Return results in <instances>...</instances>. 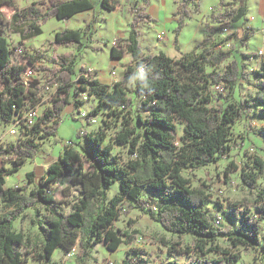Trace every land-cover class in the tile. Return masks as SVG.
Here are the masks:
<instances>
[{
	"label": "trees",
	"instance_id": "trees-1",
	"mask_svg": "<svg viewBox=\"0 0 264 264\" xmlns=\"http://www.w3.org/2000/svg\"><path fill=\"white\" fill-rule=\"evenodd\" d=\"M93 1L36 0L20 9L15 0H0V23L8 20L2 9L10 8V24L23 43L41 35L42 25L51 19L66 21L93 10ZM99 1L107 11L117 8L115 0ZM198 1L177 3L173 15L178 21L177 35L195 13ZM224 7V12L212 18L230 24L247 20V0L230 2ZM130 12L133 19L129 35L120 40L122 44L112 48L111 57L121 59L129 54L131 62L123 80L113 85L102 83L94 71L85 67L79 73L74 69L76 59L87 48L84 35L88 41L93 39L94 19L83 30L65 29L56 33L50 43L52 48L57 51L63 46H75L76 53L74 56L71 53L58 55L60 67L42 69L47 76L45 84L33 81L29 87L23 80L27 67L13 60L12 47L0 30V127L11 124L16 115L22 116L26 108H36L47 88H56L52 107L45 110L34 127H26L28 137L0 148V157L8 160L2 161L0 167V201L3 204L0 210V264H28L32 255L40 264H56L53 260L57 251L71 254L77 248L75 264H89L98 245L114 253L123 245L134 243L138 231L120 229L116 223L123 213L130 214L135 209L166 231L193 238V245L186 247L180 242L161 238L160 242L170 252L190 257L188 262L163 264H242V250L261 251L264 248L263 157L255 155L245 163L240 179L249 196L230 203L223 216L219 215L220 222L219 216H213L209 211V189L205 184L193 186L185 175V172L217 164L239 150L232 144L236 124L249 117L254 108H259L264 115V73H257L261 83L255 95L238 102L235 92L245 77L244 61L234 57L224 72L217 69L233 57L232 48L213 51L219 42L208 36L179 59L163 52L145 54L139 27L149 16L136 6L131 7ZM206 28L212 29L209 25ZM244 30L243 35H235L237 51L246 46L253 34L251 29ZM174 44L180 51L177 40ZM200 49L203 50L199 52ZM239 57L257 55L242 53ZM142 67L144 72L140 74ZM207 67L214 70L208 72ZM132 83L131 91L128 86ZM218 86L223 92L215 90ZM131 93L141 100L137 124L132 115L136 101ZM81 94H87L98 103L89 113L90 118L108 108L107 115L122 122L111 143L105 145L112 124L104 121L103 129L84 133L90 146L86 154L63 144V154L48 166L46 175L33 190L28 193L29 185L35 183L34 171L26 175L28 185L7 188V178L39 154V142L56 136L65 110L72 105L78 108L85 104L77 98ZM178 124L184 127L181 144L176 139ZM113 146L127 150L130 157L126 162L122 163L114 155ZM9 163L12 167H7ZM238 169L235 163H229L224 173L227 180L229 173ZM68 177L71 182L64 189L63 198L49 193L54 184ZM115 184L119 185V191L110 197ZM40 206L44 215L37 225L42 239L34 244L15 230V223L24 219L29 210H36L40 216ZM130 224L132 227L131 221ZM221 239L225 245L220 244ZM136 255L147 256V253L130 249L121 264H148L146 257Z\"/></svg>",
	"mask_w": 264,
	"mask_h": 264
},
{
	"label": "rangeland",
	"instance_id": "rangeland-1",
	"mask_svg": "<svg viewBox=\"0 0 264 264\" xmlns=\"http://www.w3.org/2000/svg\"><path fill=\"white\" fill-rule=\"evenodd\" d=\"M36 0H15L16 5L22 9ZM182 0H115L117 8L115 11H107L101 7L99 0H94V8L91 11L77 14L74 18L66 21L51 19L42 25L43 33L35 38L29 39L27 44L21 43L20 36L13 32L9 18L11 16L10 8L4 7L2 10L8 20L0 23V30L8 39L10 47H16L23 44L26 49L25 55L19 60L14 59L18 64L25 65L27 68L32 67L35 71V81L44 85L47 81V76L43 68L54 69L60 67V60L56 57L60 54L71 53L73 56L76 53V47H60L55 51L50 43L54 41L57 32L65 29L83 30L88 22L94 19V30L92 40L88 41L84 35L83 42L87 48L78 56L75 64V71L79 73L82 67L94 70L96 77L104 84L113 85L116 82L122 81L126 67L131 62V56L126 54L121 59H113L111 57L112 48L122 44L121 39L128 37L131 29V21L133 14L130 8L136 6L144 11L149 17L140 24V43L145 54H150L149 51L156 54L163 52L170 57L181 56L182 54L191 52L200 42L208 36L213 37L216 42H222L223 38L220 34V27L225 22L215 20L214 15L221 14L224 11V4L238 0H199L198 7L192 17L186 20L185 27L177 35L175 32L178 27V21L174 18V13L177 10V3ZM248 13L247 20H242L239 23H232V33L235 31L239 35H243V29H251V35L245 47L237 51L236 42L232 46L233 57L219 66L217 69L224 72L226 66L236 57L244 61L245 77L242 79L235 92V99L238 102H244L252 98L258 90L261 83V78L258 72L264 73V0H247ZM209 25L212 29L207 30ZM165 32L166 36L163 41L158 40L157 35ZM228 36L227 39L233 37ZM177 40L180 51L175 48L174 41ZM116 43V45L114 44ZM21 46V45H20ZM21 46V47H23ZM207 47V46H206ZM23 48V49H24ZM203 49H200L201 52ZM263 52V53H260ZM257 55L253 58H242L240 54ZM32 57V59L30 58ZM181 58V57H180ZM37 69H40L39 71ZM208 72L214 70L213 67H207ZM77 76L74 77L76 79ZM132 91L134 84L128 86ZM2 85L0 82V90ZM56 93L55 87L47 88L41 96V102L38 105V111L42 117L45 110L52 107V100ZM226 93V92H225ZM135 99V107L132 115L134 124L140 106L141 100L136 98L134 94H130ZM83 100L85 104L80 107L75 105L70 106L63 113L60 119V126L56 136L49 140L40 141V152L33 159L29 160L16 174L7 178L6 187H17L28 185L27 173L34 171L36 173L35 183L29 185L28 193L38 185L40 178L47 173L48 166L57 161L64 152V142H72L73 149L79 151L82 155L86 154V150H90V146L84 136V133H96L105 127L104 121L112 124V128L108 130V137L105 145H109L115 133L121 129L122 122L110 118L108 108H104L103 112L95 117H89V113L97 106V101L89 97L87 94H81L77 97ZM254 111V112H253ZM145 114H143L144 116ZM40 117V118H41ZM96 119V123L93 120ZM11 124H4L0 127V148H6L10 144H17L25 140L28 136L26 131L16 129L13 135L10 131ZM183 125H177L176 139L181 144L183 135ZM232 144L237 145L239 150L232 152L229 157L223 159L217 164H212L194 172H185V175L192 181L193 186L197 187L205 184L211 195L209 211L213 216H223V211L228 209L230 203L243 200L249 196L247 189L243 186L240 179L242 168L245 163L250 161L251 157L258 155L264 158V115L259 108H254L249 113V117L240 120L233 129ZM243 145V146H242ZM113 153L119 157L122 163L126 162L130 157L127 150L119 146H113ZM2 161H8L6 158L0 157V167ZM235 163L239 167L238 170H232L229 173V180L225 176V171L229 163ZM7 167H12V164H7ZM71 178H64L54 184L49 192L58 198H63L64 189L70 185ZM119 191V185L112 186L110 197L114 196ZM148 194L146 193L145 196ZM3 204L0 201V210ZM39 214L36 210H29L24 219H19L15 223V230L22 232L29 240L36 244L41 238V233L37 223L44 215L43 207H39ZM37 210V211H38ZM133 224L131 227V224ZM120 229H128L138 231L136 240L131 246L123 245L117 252H110L104 246L98 245L92 252V259L89 264H121L126 258L127 252L130 249H141L146 251L148 264H163L169 261H178L179 263L188 262L190 257L186 254L170 252L161 242L164 238L170 241L180 242L183 247L192 246L193 238L190 235L178 236L166 231L161 225L154 222L141 211L135 209L128 214L123 213L121 219L116 223ZM220 244L225 245L221 239ZM77 250L75 249L72 255L65 254L59 250L55 253L54 262L56 264H75L77 258ZM242 264H264V248L261 251L249 250L241 251ZM36 256L29 257L28 264H40L36 261Z\"/></svg>",
	"mask_w": 264,
	"mask_h": 264
},
{
	"label": "built area",
	"instance_id": "built-area-1",
	"mask_svg": "<svg viewBox=\"0 0 264 264\" xmlns=\"http://www.w3.org/2000/svg\"><path fill=\"white\" fill-rule=\"evenodd\" d=\"M224 12V11H223ZM244 30V29H243ZM220 34L221 37L223 38L222 43H218V45L214 46L213 51H227L230 50L233 46V40L236 38L235 35L239 36V33L235 31V35L229 39H227L228 36L233 35L232 33V24L225 22L224 24L221 25L220 27ZM166 33L161 32L157 35L158 40L163 41L165 39ZM116 45V43H114ZM263 53V52H260ZM25 55V51L23 47L16 46L12 48V58L13 60H19L20 58H23ZM89 71H92L91 69H88ZM144 72V68L139 69V73L142 74ZM35 71L32 67L27 68L24 73H23V80L26 86H30L32 84L35 78ZM216 91L218 92H223V88L220 86L215 88ZM85 95V94H84ZM40 114L38 111V106L36 108H26L22 114V116H15L13 122L11 125L13 126L11 129V133L14 135L16 133V129L19 130H24L26 127L32 128L34 127L40 120ZM97 121L96 119L93 120V123L95 124ZM64 145L67 148H70L73 146L72 142H64ZM218 222H220L221 217H218ZM73 253L69 254L72 255Z\"/></svg>",
	"mask_w": 264,
	"mask_h": 264
},
{
	"label": "crops",
	"instance_id": "crops-1",
	"mask_svg": "<svg viewBox=\"0 0 264 264\" xmlns=\"http://www.w3.org/2000/svg\"><path fill=\"white\" fill-rule=\"evenodd\" d=\"M75 17V16H74ZM73 17V18H74ZM25 44H27V41H25L24 42ZM150 53H152L151 51H149ZM152 54H154V53H152ZM156 54H158V53H156ZM168 56V55H167ZM182 56V55H181ZM181 56H176V57H171V58H173V59H179ZM170 57V56H169ZM89 69H91L92 71H94L92 68H90V67H88Z\"/></svg>",
	"mask_w": 264,
	"mask_h": 264
}]
</instances>
